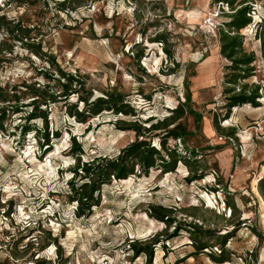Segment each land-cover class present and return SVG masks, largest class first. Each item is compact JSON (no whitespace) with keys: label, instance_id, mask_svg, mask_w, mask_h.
I'll use <instances>...</instances> for the list:
<instances>
[{"label":"rangeland","instance_id":"1","mask_svg":"<svg viewBox=\"0 0 264 264\" xmlns=\"http://www.w3.org/2000/svg\"><path fill=\"white\" fill-rule=\"evenodd\" d=\"M231 1L0 0V89H16L0 99V264H264V0ZM240 7L248 66L220 54ZM58 71L76 81L66 101ZM109 93L121 113L70 116ZM240 93L256 105L230 107ZM136 140L165 163L90 194L80 166Z\"/></svg>","mask_w":264,"mask_h":264},{"label":"trees","instance_id":"2","mask_svg":"<svg viewBox=\"0 0 264 264\" xmlns=\"http://www.w3.org/2000/svg\"><path fill=\"white\" fill-rule=\"evenodd\" d=\"M216 3L226 4L228 8H230L229 6H232L231 0H216ZM248 14H249V8L247 7H240L236 9L234 11V15L229 16L230 20L224 23V26L227 28V30L221 29L219 33V38H220V43H221L220 54L222 55V57L230 61L232 66H248L254 61L253 55H248V56L241 55L240 57H237L238 54H241V37H239L238 35H232V33H234V30L238 31L244 26L250 24V18L247 16ZM58 72L63 82H65L61 85L62 91L58 95L59 101H66L70 94L77 92L74 88H72L73 82H76V81L70 75H66L60 71ZM239 78L240 77H234L230 83L235 84L236 81L239 80ZM241 78L244 79L246 77H241ZM8 90L9 89H6L5 91H3V89H0V92H1L0 99L3 100L2 102H6V101L11 102L15 100L13 99L16 97L13 93L16 90L15 87L11 88L10 90L12 94L3 95L4 92H7ZM35 90L36 89L33 90V93L35 92ZM256 98L258 97H256L255 94L245 95L244 93H240L238 95H233L229 99V102H230L229 106L234 107V106H237L238 104H251L255 106ZM83 102L85 106L83 110L74 111V113H69L71 117H74L79 122H85L86 119L91 114H98L102 110L112 111L113 113H116V114L121 113L123 110V106H124L122 97L116 93L114 94L109 93L107 95V99L104 100V99L99 98V99H96L91 104L87 103L86 100H83ZM42 104H46V103H42ZM178 108L180 107H177L174 112H177V110H179ZM7 110H12V108L11 109H8V107L2 108V109L0 108V122L3 120V115L5 114ZM36 110L37 108H35L34 112H36ZM9 112H12V111H9ZM190 114L195 115V118L200 117V115L194 111H190ZM182 115H183V112H179L178 115L175 117V119L180 118ZM42 117H44V121H45L43 140L47 145V142H48V133L46 132L47 127H48L47 119L44 113L42 114ZM34 118H36L35 113H31L27 119H34ZM173 121H174V118H173ZM172 123L173 122L167 123V121L160 122L155 125L149 126V128H147L145 132L149 133L152 130L166 129ZM0 128H1V125H0ZM22 130L24 134L25 132H28L30 128L23 126ZM132 130H134L137 133L139 131L138 128H134V127H132ZM176 130L177 129L169 131L168 133L170 134L169 136L177 137L178 135L175 133ZM157 159L162 164L165 163L164 157L160 155V152L157 149H155L154 147H151L144 140H136L135 142L130 144L128 147H126L122 151L121 155H119L115 159L104 161L102 163L97 164V166H92V167L90 166V164L89 165L82 164L80 166V170H84L85 174L91 180V183L88 186V188H89V193L92 194L95 190L98 189V188H95L94 186L96 183V180L102 178L103 180L101 181V183H104L109 179L111 175L116 179H125L129 174H133V164L134 163L138 165L139 169L143 173H147L149 168H152L156 165ZM78 167H79V163H78ZM86 198H88V196H86ZM153 210H154V216L156 219L162 222H165L168 219V216L161 209H158V210L153 209ZM204 248L206 247L201 245L198 250L201 251Z\"/></svg>","mask_w":264,"mask_h":264},{"label":"built area","instance_id":"3","mask_svg":"<svg viewBox=\"0 0 264 264\" xmlns=\"http://www.w3.org/2000/svg\"><path fill=\"white\" fill-rule=\"evenodd\" d=\"M219 8L221 7L223 9V7L227 8L226 4H222V3H218ZM205 26L210 28L213 27V22L211 21V19H207L205 22Z\"/></svg>","mask_w":264,"mask_h":264},{"label":"crops","instance_id":"4","mask_svg":"<svg viewBox=\"0 0 264 264\" xmlns=\"http://www.w3.org/2000/svg\"><path fill=\"white\" fill-rule=\"evenodd\" d=\"M232 108H236V106L232 107Z\"/></svg>","mask_w":264,"mask_h":264}]
</instances>
